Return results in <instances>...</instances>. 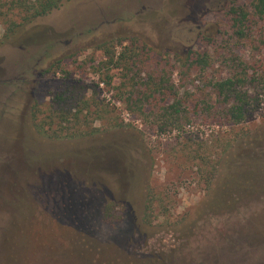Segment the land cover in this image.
<instances>
[{"label":"rangeland","instance_id":"374dc122","mask_svg":"<svg viewBox=\"0 0 264 264\" xmlns=\"http://www.w3.org/2000/svg\"><path fill=\"white\" fill-rule=\"evenodd\" d=\"M252 2L68 0L14 34L0 19V264H264V88L260 106L229 124L205 112L206 79L178 81L191 50L209 54L213 80L231 55L260 58L227 14ZM105 47L148 55L143 67L166 72L189 119L159 130L157 116L129 110L142 70L130 58L100 69ZM58 95L69 121L38 134L34 112L49 121ZM110 200L121 216L111 224L101 210ZM83 215L86 238L63 245L55 236ZM37 220H48L47 237L27 245Z\"/></svg>","mask_w":264,"mask_h":264},{"label":"trees","instance_id":"16d2710c","mask_svg":"<svg viewBox=\"0 0 264 264\" xmlns=\"http://www.w3.org/2000/svg\"><path fill=\"white\" fill-rule=\"evenodd\" d=\"M65 1L68 0H0V19H4L9 23L8 32L14 34L19 27L29 24L37 18L60 8ZM227 14L236 37L239 40H246L250 47L252 46L257 49L261 55L260 58L253 61H245L244 59L240 60L235 57V54L231 55L225 60L229 67L227 76L213 80L208 79L209 76L206 73L207 69L212 67V60L209 54L207 52L201 54L198 51L191 50L188 53L186 63L182 65V68L178 72V81L180 83L192 76L194 79H206L207 85L212 89V94L208 98L215 95L220 102V106L217 108L214 104L209 103L208 98H203L205 112L212 118L222 117L229 124H237L246 120L251 115V112L260 106L259 95L263 93L260 91L264 88V0H253L251 8L242 7V5H231L227 10ZM101 52L103 57L99 59L101 64L100 69L113 68L114 64H117V61L121 63L122 61H128L130 58L129 61L131 63L129 62V66H136V68L138 67L139 70H142L141 73L136 72L135 77H133L134 86L137 91H129L126 97L129 110L157 116V120L160 121L157 124L160 127L159 130L168 127L179 128L186 119H189V113H184L183 98L179 96L174 82H171L166 72L158 74L143 67L147 64L148 55L137 62L136 55L140 57L143 54L131 53L130 55L126 54V51L117 54V51L111 50L108 47H105ZM107 77L112 78L109 74H107ZM103 79L105 80V78ZM189 93L186 92V99L189 98ZM167 98L172 99V102H167ZM57 99L59 101L53 106L54 108H51V115L48 116L49 121H37L35 118L36 111L32 119L33 122L31 124L28 123L38 134L45 135L49 133L57 117H59V124L69 121L66 113L62 110L63 108L65 109V100L69 98L58 95ZM83 102H85L82 104L83 107L75 112L76 116L80 115L83 108L86 109L87 102L86 100H82L80 103ZM147 103L151 104L149 111L146 108ZM195 110L197 111V109ZM117 125H123V122ZM245 184V191L241 195L242 197H245V194L247 195V187H252V184L248 181ZM262 190H264V186L261 187V192ZM230 205L229 201L225 204L227 207H230ZM117 206L118 204L114 200L105 202L101 207L103 213L102 220L109 224L113 223L115 219L121 221V216L115 214ZM143 214L144 224H151V219L149 218L150 205L148 202ZM71 220H73V224L71 225L72 230L68 231L67 229L68 232H64L62 235L56 234L58 236H55L57 239L62 240L63 245H70V243L79 241V239L81 241L84 240L86 238L84 236L85 231L89 229L88 224L91 223L90 218L86 215L75 217ZM43 225L50 227L48 220H37L31 224L30 227L35 235L33 236L34 240L30 239L27 245H40L41 241L39 238L46 239L47 234L43 232ZM61 225V228H64V224L62 223ZM77 228L80 233H76Z\"/></svg>","mask_w":264,"mask_h":264}]
</instances>
